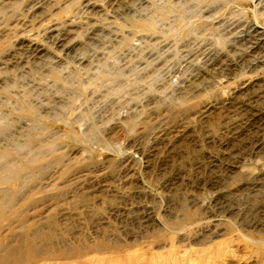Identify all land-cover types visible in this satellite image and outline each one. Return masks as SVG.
I'll return each instance as SVG.
<instances>
[{
    "label": "rangeland",
    "instance_id": "1",
    "mask_svg": "<svg viewBox=\"0 0 264 264\" xmlns=\"http://www.w3.org/2000/svg\"><path fill=\"white\" fill-rule=\"evenodd\" d=\"M0 264H264V0H0Z\"/></svg>",
    "mask_w": 264,
    "mask_h": 264
},
{
    "label": "bare ground",
    "instance_id": "2",
    "mask_svg": "<svg viewBox=\"0 0 264 264\" xmlns=\"http://www.w3.org/2000/svg\"><path fill=\"white\" fill-rule=\"evenodd\" d=\"M0 259H1V257H0Z\"/></svg>",
    "mask_w": 264,
    "mask_h": 264
}]
</instances>
